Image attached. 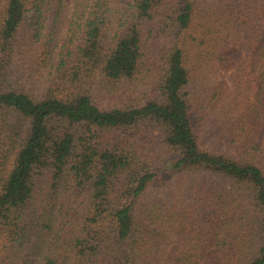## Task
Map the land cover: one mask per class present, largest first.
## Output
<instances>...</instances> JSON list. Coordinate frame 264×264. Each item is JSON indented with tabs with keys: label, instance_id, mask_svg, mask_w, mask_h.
<instances>
[{
	"label": "trees",
	"instance_id": "obj_1",
	"mask_svg": "<svg viewBox=\"0 0 264 264\" xmlns=\"http://www.w3.org/2000/svg\"><path fill=\"white\" fill-rule=\"evenodd\" d=\"M50 2L0 0V264H264V0Z\"/></svg>",
	"mask_w": 264,
	"mask_h": 264
},
{
	"label": "rangeland",
	"instance_id": "obj_2",
	"mask_svg": "<svg viewBox=\"0 0 264 264\" xmlns=\"http://www.w3.org/2000/svg\"><path fill=\"white\" fill-rule=\"evenodd\" d=\"M72 1L73 0H62V1H60L61 6L62 7L64 6L63 8H61V6H60V8L62 9L63 12H61V10H60L59 14H57V12L55 11V6L59 2V0L57 3H56V0H51L50 5H49V9L46 12V19L44 22V25H45V29H44V35L45 36L44 37H45V39L48 37V38H51L52 41L54 40V42L57 41V43L62 39V34L64 33V30L66 28L67 16H68ZM208 1H213V0H208ZM115 3L117 4V6L119 7L120 10L127 11L131 7L132 0H115ZM53 29H54V31H53ZM176 29L177 28H173V31H176ZM232 72H233V70H230L227 73H225V77L227 79H229L230 74ZM221 74H223V71H219L215 67V69L212 72L211 77L221 78ZM153 142L158 144L159 140L157 138H155ZM166 159H168V157ZM165 174H166V172H164L163 176Z\"/></svg>",
	"mask_w": 264,
	"mask_h": 264
}]
</instances>
